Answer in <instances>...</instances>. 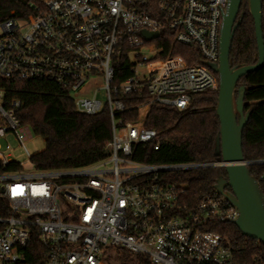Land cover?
Listing matches in <instances>:
<instances>
[{
    "label": "built area",
    "instance_id": "2783aa9c",
    "mask_svg": "<svg viewBox=\"0 0 264 264\" xmlns=\"http://www.w3.org/2000/svg\"><path fill=\"white\" fill-rule=\"evenodd\" d=\"M229 0H26L0 22V82L50 80L69 91L77 112L106 109V157L79 168L37 169L4 151L33 134L18 118V99L0 87V264H102L105 247L141 255L150 264H238L214 227L233 223L237 208L213 189L195 204L168 171L214 163L148 164L132 158L157 142L144 120L150 103L184 109L193 94L217 89L222 15ZM146 32L156 37L146 39ZM168 43L193 49L171 55ZM145 94L135 120L123 102ZM158 149V145L154 146ZM264 165L263 159L247 161ZM264 184V173L259 175ZM259 183V182H258ZM264 195V186L261 190ZM36 238L41 258L24 249Z\"/></svg>",
    "mask_w": 264,
    "mask_h": 264
},
{
    "label": "trees",
    "instance_id": "16d2710c",
    "mask_svg": "<svg viewBox=\"0 0 264 264\" xmlns=\"http://www.w3.org/2000/svg\"><path fill=\"white\" fill-rule=\"evenodd\" d=\"M26 0H0V22L13 11L24 10ZM261 28L264 41V0H261ZM241 22L236 27L229 61L232 67L253 64L257 58L253 19L248 12L247 0H242L238 15ZM165 51L170 47L171 55H180L193 63L186 54L193 49L181 45L163 44ZM243 84L244 113L249 112L248 122L242 131V153L244 160L264 158V63L258 69L243 75L237 86ZM5 99H18L21 108L17 112L22 123L28 125L33 134L44 140V148L32 156L37 169L79 168L98 162L106 157V144L110 140V118L103 109L95 115L79 113L74 108L69 91L50 80H8L0 82ZM145 94H128L123 98L125 107L131 112L122 115L124 120H135L136 106L147 102ZM217 89L193 94L186 108L163 106L150 103L144 120L146 128L157 133L156 143L138 145L132 158L148 164L214 163L220 162L215 154V139L219 120L215 112ZM250 174L264 184L259 175L264 165H249ZM226 177L220 166H206L187 170L168 171L161 174L168 183L181 186L183 200L190 206L210 192L218 178ZM226 191H230L226 187ZM214 230L228 241L238 264H264V245L243 236L233 223L216 225ZM28 262L41 258L42 247L36 238L30 240L24 249ZM117 250L118 258L132 260L133 264H150L141 255H131ZM121 256V257H120Z\"/></svg>",
    "mask_w": 264,
    "mask_h": 264
},
{
    "label": "water",
    "instance_id": "95a60500",
    "mask_svg": "<svg viewBox=\"0 0 264 264\" xmlns=\"http://www.w3.org/2000/svg\"><path fill=\"white\" fill-rule=\"evenodd\" d=\"M242 0H229L222 15L219 36V57L217 63L207 66L217 75V101L215 112L219 120L218 135L215 139V154L220 155V167L226 177L220 176L214 189L223 194L234 205L239 215L233 221L243 236L259 241L264 245V195L258 181L250 174L242 153V131L248 122L249 112L244 113L245 86H237L238 80L264 63V41L261 28V0H247L248 12L253 19L257 47L255 63L232 67L229 51L233 34L241 22L238 15ZM146 39L156 37L143 32ZM229 187L230 191L225 188Z\"/></svg>",
    "mask_w": 264,
    "mask_h": 264
},
{
    "label": "rangeland",
    "instance_id": "374dc122",
    "mask_svg": "<svg viewBox=\"0 0 264 264\" xmlns=\"http://www.w3.org/2000/svg\"><path fill=\"white\" fill-rule=\"evenodd\" d=\"M43 148L44 140L39 135L35 134H32L31 137L24 142L23 147L18 145L11 138L8 139V144L4 145V151L9 153L14 160L20 162L26 161L27 153L34 155L43 150ZM116 251V248L105 247L101 255L102 264H133L130 259L118 258V256H116Z\"/></svg>",
    "mask_w": 264,
    "mask_h": 264
},
{
    "label": "flooded vegetation",
    "instance_id": "af4514ba",
    "mask_svg": "<svg viewBox=\"0 0 264 264\" xmlns=\"http://www.w3.org/2000/svg\"><path fill=\"white\" fill-rule=\"evenodd\" d=\"M226 189V188H225Z\"/></svg>",
    "mask_w": 264,
    "mask_h": 264
}]
</instances>
